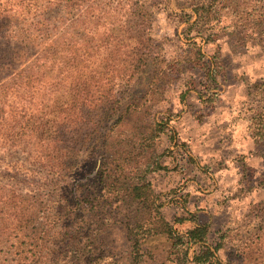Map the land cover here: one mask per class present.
<instances>
[{
	"label": "trees",
	"instance_id": "trees-1",
	"mask_svg": "<svg viewBox=\"0 0 264 264\" xmlns=\"http://www.w3.org/2000/svg\"><path fill=\"white\" fill-rule=\"evenodd\" d=\"M206 7L217 5L208 2ZM190 8L197 12L198 2ZM261 9L264 24V3ZM144 19L138 0L131 5L0 0V152L19 156L0 159L14 182L0 183V264H100L99 236L120 221L112 207L117 202L128 208L124 216L133 261L141 258L139 236L144 234H167L178 250L199 243L192 257L196 264L213 256L207 225L191 215L193 227L178 235L155 206L143 176L163 168L156 150L163 119L120 149L107 134L139 108L147 93H123L148 71L147 54L140 53ZM239 33L244 38L251 31ZM259 33L264 47V27ZM120 34L132 39L112 48H128L123 59H91L103 42L111 44ZM253 120L251 137L264 143V112ZM136 130L138 135L141 130ZM90 162L98 192L71 180ZM19 184L31 194L20 193Z\"/></svg>",
	"mask_w": 264,
	"mask_h": 264
},
{
	"label": "rangeland",
	"instance_id": "rangeland-1",
	"mask_svg": "<svg viewBox=\"0 0 264 264\" xmlns=\"http://www.w3.org/2000/svg\"><path fill=\"white\" fill-rule=\"evenodd\" d=\"M118 1L131 5L135 0ZM138 1L145 12L140 53L147 54L149 67L123 93L141 97L147 92L146 99L107 134L120 149L147 134L153 121L163 119L156 149L163 168L143 174L162 217L178 235L193 227L191 215L207 225L213 256L200 264H264V188L260 187L264 143L251 137L252 118L264 112V47L259 33L264 27V0H220L219 5L215 0ZM196 2L194 12L190 7ZM208 2L217 7L207 8ZM121 18H126L125 12ZM242 28L251 34L240 38ZM126 36L120 34L111 44L103 42L100 54L91 59H123L128 48H112L132 40ZM136 128L141 130L138 135ZM17 157L0 152L6 162ZM91 163L71 180L98 192ZM6 173L0 163V183L14 185ZM131 179L138 181L136 175ZM18 189L31 194L22 184ZM112 207L120 221L99 236L100 264H196L192 257L199 243L179 245L178 250L167 234L140 235L141 258L133 261L124 216L128 208L120 202Z\"/></svg>",
	"mask_w": 264,
	"mask_h": 264
}]
</instances>
